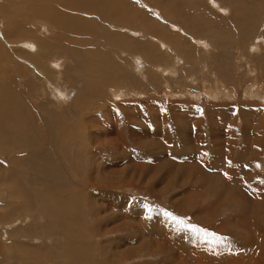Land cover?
Instances as JSON below:
<instances>
[{"label":"rangeland","instance_id":"1","mask_svg":"<svg viewBox=\"0 0 264 264\" xmlns=\"http://www.w3.org/2000/svg\"><path fill=\"white\" fill-rule=\"evenodd\" d=\"M9 1L0 3L13 13L11 18L21 19L27 11L23 0ZM130 1V14L134 16L126 23L136 31L133 35L112 31L132 38L133 49L140 38L145 40L138 47L143 51L132 49L133 58L152 54L153 48L157 56L154 64L138 65L137 61L135 67L134 62L133 66L123 63L121 58L127 55L120 58L113 52L114 47L105 48L96 36L88 37L92 40L88 48H102L108 53L106 59L95 55L96 59H89L86 67L73 54L60 53L56 57H63L64 67L44 80L31 64L28 70L25 62L16 60L14 55H21V51L3 41L2 31L11 29L13 40L21 35L15 28L16 33L8 28L4 18L0 19V84H10L2 92L22 96L30 111L33 104L43 116L44 106L60 115H70L72 111L80 114L74 100L86 90L81 72L90 83L102 82L107 73H115L111 69L113 62L118 65L117 73H126L128 68L135 85V90L128 92L130 84L119 82L118 99L112 96L115 88L104 84L87 92L92 102L85 109L91 116L90 132L101 133L97 145H93L96 161L98 166L113 163L115 167L114 175L105 176L96 166L92 172L77 165L81 178L74 187H86L84 193L95 190L93 197L81 195V211L73 213L77 230L80 223L83 226L80 238H73L67 223L52 217L50 209L38 207L45 189L28 187L37 177L20 166L28 157L14 152L13 162L7 163V156L0 155V160L7 163L1 171L16 177L13 193L0 180V264H71L67 253L75 246L83 248L77 257L81 264H264V0ZM120 8L128 16L126 6ZM96 21L98 24L93 22L100 31H111L108 24ZM156 21L160 23L158 31L155 26V33L145 30L158 39L152 42V35L142 29ZM46 27H41L40 35L48 36ZM52 33L59 35V30ZM13 34H17L16 38ZM164 37L182 38L180 46L177 43L172 50L173 55L160 44L168 45ZM41 39L45 42V35ZM81 48L86 50L85 46ZM157 64L165 68V74L153 68ZM19 66L30 72L23 82L15 79ZM147 69L153 72L149 80L143 78ZM56 75L58 85L70 90L65 105L52 101L50 84L55 83ZM21 113L22 122L27 124L25 112ZM125 113L136 114L138 143L125 124ZM196 113L203 116L202 129H194L198 125L193 120ZM117 120L123 128L113 129V142L102 145V139L107 140L105 135H109L103 127L116 126ZM176 128L188 135H179ZM194 133L201 142L189 139ZM181 135L189 141L185 143ZM132 165H137L134 171H140L119 172ZM145 168L154 171L144 172ZM32 193L39 198L37 203ZM92 206L99 207L96 217L89 214ZM165 212H171L184 224L165 216ZM191 225L201 231H192L188 227Z\"/></svg>","mask_w":264,"mask_h":264},{"label":"bare ground","instance_id":"2","mask_svg":"<svg viewBox=\"0 0 264 264\" xmlns=\"http://www.w3.org/2000/svg\"><path fill=\"white\" fill-rule=\"evenodd\" d=\"M129 2L131 1L122 0L121 2V0H115V1L113 0H23V3L25 4L24 6H26L27 11L21 9V11L23 10L22 12L25 11L23 17L21 19L20 17H16L15 20L14 17L13 18L10 17L13 13H10L8 10H5L4 6H2V4L0 3V19L4 18L7 22L6 24H8V28L9 26L13 29L15 28L17 30V33L18 34L20 33L21 35L20 37L18 36L19 38L13 40L11 37L12 35L10 36V34H12L13 32L10 33L11 29L7 30L5 28L7 31H2L4 34L3 41L12 45L13 48L16 47V50L19 51V53L21 51L22 56L16 54L14 55L16 60L19 62L22 61L25 62L23 64L25 66L24 68H27L28 70L31 69L29 67V65L31 64V67L35 68L38 71L39 77L44 78V80L45 78L49 77V74L55 73L56 69H60L64 67L63 57L62 56L60 58L56 57L57 55H60V53L68 52L70 54H73L77 58V60L81 64H85L84 66L86 67L90 62L89 59L91 60L96 59L95 55L99 56L101 60L106 59L108 53H106V51L104 52L102 48L94 47L92 50L88 48V46L92 43V40L89 39L88 37L96 36L95 38H98L99 41L105 44V48H107V46L109 45L114 47L113 52H116L120 58L122 57V55H127L126 58L124 59L121 58L123 63L130 62V64L133 66V62H134L135 67L137 61H138V65L145 63L154 64L156 61L155 57L157 56L153 54L156 51L153 48L151 49L152 54L149 52L146 55H142V57L136 55L133 58L134 51H138V52L143 51L141 47L139 49L138 47L140 45H144L145 40L140 38L139 42L135 43L134 46L135 49H133L132 44L134 43L132 42V38L129 37V39H127V36L117 35L114 31H112V30H118L120 31V33L121 32L126 34L131 33L132 35L134 34V31H136L135 28L131 27V24L126 23L127 20L131 22L130 16H134L133 14L132 15L130 14L131 12H130ZM121 5L126 6L125 10L129 12L128 16H126L122 8H120ZM221 9L223 8L221 7ZM121 11L123 13H121ZM92 17L96 18V20L108 24L110 26L111 31H109V29L100 31L98 26L95 25V23H97L98 21L94 20ZM114 18L118 19L120 22L117 23ZM45 24L47 25V27L46 30L45 29L44 30L48 32V33L45 32L48 34V36L46 34L43 35H45L47 42L45 40H44L45 42H43L41 39V36L43 35L39 34V30ZM158 24H160L159 21H156L154 24H149L147 26L144 25L143 27L144 30L142 29V31L146 34L152 35L150 37L154 38L153 35L155 34H150L148 31L145 30H150L153 31V33H155V29L157 28L156 30L158 31V28L160 27V25L158 26ZM154 26L156 28H153ZM174 27L177 28L178 26L174 25ZM55 30L56 31L59 30V35H55V36L53 35L52 32L53 31L55 32ZM181 32L185 33L183 31V28H181ZM87 33L89 34L87 35ZM14 36L16 38L17 34ZM164 38L168 41V45L163 44V42H160V44L164 47V49L166 48L165 50L169 54L170 53L172 54L173 52L172 50L177 46V43L180 46V42L182 39V38L180 39V37L174 39H170L166 37ZM149 39L152 42L158 40L156 38L154 39L149 38ZM81 46H85L86 50H83ZM256 46L257 45H255L254 47ZM115 48L117 51L115 50ZM132 49L134 51H132ZM178 49L179 51H181L180 48ZM1 50L2 49H0V51ZM52 53L53 54L55 53L56 55L54 54L50 56ZM175 53L177 52L175 51ZM16 60H13L12 62L14 63V61ZM31 62H34L36 65L34 64L32 65ZM13 63L9 65L7 68H5V71L6 69L8 70L9 67L13 66ZM97 64L95 65L96 68H97ZM117 66L118 65H116L114 62L111 64V69L115 73H111V75L110 74L108 75V73L107 74L103 73L102 75L106 74L107 76L105 75L106 77L103 78L102 82L100 79L96 83L93 82L90 83L88 78H86L84 74H82L81 72V76L84 77L86 90L82 96H78L74 100L75 106L79 107L81 110L80 114H78L77 111H72V112L70 111L71 112L70 115H60L55 111L54 112L48 111L43 105L44 114H45L43 116L41 110L38 109L36 106H34L32 103H31L32 104L31 109L33 108V110L35 111L28 110L27 107L29 106L27 107L25 106L26 104L23 102V100L21 99L22 96L20 97L19 94L15 92H13V95L4 94L2 92V89L9 87L10 84H7L6 82L0 84V155L7 156L8 158L7 163L13 162L11 156L12 153L14 152H16L19 156L28 157L27 159L24 160V162L20 164V166L23 169H25L28 174L29 173L37 174V177H35L34 181L31 182L32 185H29L28 187H44L45 189V195L40 198L41 201L38 202V207L41 209H50V213H52L51 214L52 217L57 218L58 220L61 219L62 221L67 223L69 233L72 234L73 238H75L76 235L80 238L81 237L80 234H82L83 232L82 224L81 223H80L81 225L79 224L80 227L77 230V228L74 225L75 222L72 220L73 213L75 211H79V212L81 211L80 209L82 203L81 195H85L87 199L93 197V194L95 193L94 189H91L90 192L84 193L83 190L86 187H74L77 178L79 179L81 178V176L79 175L77 165H84L87 168V170L92 172H93V167L96 166L97 169H99V172L102 173L101 175H105V176L114 175V172L112 171L114 170L115 165L111 163L112 162L111 158H110L111 164L108 165L105 164V166H102L101 163L100 166H98L99 162L96 161L98 158V157L96 158L97 150L96 147L93 145L95 144L97 145V140L98 137H100L99 135H101V133L90 132V128L92 127L90 123L91 116H89V114L86 112L85 109H87L89 103L91 102L88 99L89 97H87V92L90 91L89 89L92 90L93 88H98L100 86H103L102 84H104L105 87L108 86L110 88H115L112 91L113 92L112 96L114 97V99L120 98V94L118 93V91L121 90L119 89L121 88V84L119 82L121 83L127 82V84H130L126 88L128 89V92L130 90L131 91L135 90L134 76L132 75V73L129 72L128 68L127 70H125L126 73H124V71L121 73H117L115 71V69H117ZM174 66H175V62H173L172 67ZM2 67H4V65ZM43 67H45L46 69H44ZM155 67L156 70L162 71L163 72L162 74L166 73V70L165 68L162 67V65L157 64L153 66V68ZM24 68L22 69V67L19 66V71L14 70L15 79H19L20 82H23L21 81L22 78L24 76L26 77L27 74L30 73L28 72L27 69H26L27 71H25ZM100 69L104 71L103 68ZM147 72L148 74L146 73L143 74V78L149 80L153 72L151 71V69H147ZM57 79L58 76L56 75V78L53 79L55 80V83L50 84V89L53 95L52 101L56 102L57 104L64 103L65 105V102L70 98V90L64 86H59ZM47 83H49V81H47ZM123 89H125V87H123ZM92 100L93 102H95L96 98L94 97ZM21 111L25 112L26 121L28 122L27 124L23 123L21 120L22 116L24 115L21 113ZM187 111L189 112V110ZM166 114L167 113L164 114L165 118H166ZM73 117H75L73 121L67 119V118L71 119ZM124 119L126 120L125 124H127V128H129L130 132L131 131L133 132L134 140L138 143L136 114L125 113ZM193 120L196 124H198L196 125V127H194V129L195 130H197L198 128L202 129L201 124L204 119L201 113H198L195 117L193 116ZM116 122H117L116 126L106 124V128L103 127V129H105L109 135L107 134L105 135V137H108L107 140L103 141L102 139V143H101L102 145L104 144L109 145L113 142V140L110 138V134L113 131V129L117 131L120 128H123L122 124H120L118 120ZM99 126L96 125V127ZM179 129L181 128H176L179 135L180 133H182V135L184 136L188 135L186 134V131L184 132ZM104 133L105 132H103V134ZM148 134L150 133L148 132ZM182 135L181 138L183 141H185V143L186 141H189L188 139L182 137ZM189 139L194 140L195 142L198 141L201 142V140H199V137H197L196 134L194 135L193 139L191 137H189ZM127 150L125 149L124 153H126ZM8 152L10 153L5 154ZM124 153H122V151L120 152L122 156ZM68 162L70 163L69 166H68ZM7 163L0 160V176H3V178L0 177V180L1 183L3 185L5 183L10 188L11 193H13V187H14L13 181L16 179V177L13 174L9 173L8 171H1V169L2 170L5 169L4 164ZM135 166L137 165L128 166L125 169L123 168L119 170V172L126 173V171L130 169L132 170L131 173L140 171V170L134 171V169L136 168ZM153 169L154 168H145L143 170L144 172H148V170L150 172ZM29 194L31 195V193ZM32 197L33 200L36 201L37 203L39 198L36 197L34 193H32ZM75 202L76 203L78 202V204H75ZM91 209L92 210H89V214L92 217H96L99 211V207L92 206ZM128 216L131 217L133 215H128ZM74 248L75 250L73 251ZM82 251L83 248L81 246L79 247L75 246L72 248L70 252L67 253V256L70 258L71 264H81L77 261V257L81 254Z\"/></svg>","mask_w":264,"mask_h":264},{"label":"snow or ice","instance_id":"3","mask_svg":"<svg viewBox=\"0 0 264 264\" xmlns=\"http://www.w3.org/2000/svg\"><path fill=\"white\" fill-rule=\"evenodd\" d=\"M149 211H151V209H149ZM164 215L169 217V218H171L172 220L176 221L177 223L184 224L183 220H181L180 218L174 216L171 212H165ZM188 227H190L191 230L194 231V232L201 231L200 229H197L195 225H191V226H188ZM212 235L215 236V233H213Z\"/></svg>","mask_w":264,"mask_h":264}]
</instances>
